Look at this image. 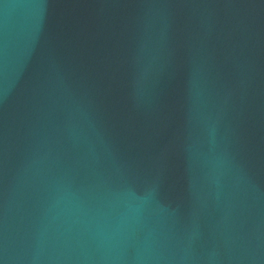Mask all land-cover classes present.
<instances>
[{"label": "water", "instance_id": "1", "mask_svg": "<svg viewBox=\"0 0 264 264\" xmlns=\"http://www.w3.org/2000/svg\"><path fill=\"white\" fill-rule=\"evenodd\" d=\"M0 264H264V0H0Z\"/></svg>", "mask_w": 264, "mask_h": 264}]
</instances>
